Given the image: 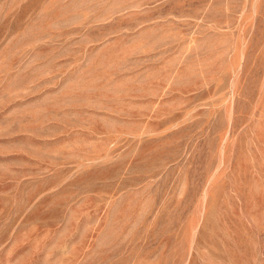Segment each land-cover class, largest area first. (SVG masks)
I'll return each instance as SVG.
<instances>
[{
  "label": "rangeland",
  "instance_id": "obj_1",
  "mask_svg": "<svg viewBox=\"0 0 264 264\" xmlns=\"http://www.w3.org/2000/svg\"><path fill=\"white\" fill-rule=\"evenodd\" d=\"M0 264H264V0H0Z\"/></svg>",
  "mask_w": 264,
  "mask_h": 264
}]
</instances>
